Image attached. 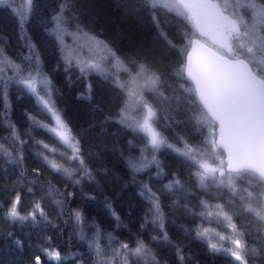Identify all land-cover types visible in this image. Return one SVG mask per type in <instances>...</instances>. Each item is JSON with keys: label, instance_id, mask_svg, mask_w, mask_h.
I'll return each mask as SVG.
<instances>
[{"label": "trees", "instance_id": "trees-1", "mask_svg": "<svg viewBox=\"0 0 264 264\" xmlns=\"http://www.w3.org/2000/svg\"><path fill=\"white\" fill-rule=\"evenodd\" d=\"M65 2L32 0L23 29L11 10L19 5V0L16 5H0V48L19 62L30 55L28 45H35L41 71L51 81L56 110L74 138L79 140L81 154L93 179L79 175L69 179L54 173L39 158L38 153L44 151L49 159L63 163L65 167H78L77 162L66 159L72 155L71 149L29 119V116L35 117L45 125L54 122L37 103L36 97L16 83L8 84L7 89L0 85V144L11 149L13 156L23 154V160L15 163L12 157L0 155V264H33L36 255H41L42 264H56L40 253L41 248L51 247L67 258L61 264H97L99 258L95 248L89 247L90 241L95 240L99 244L104 259H111L113 249L119 248L120 242L135 246L138 239H142L156 255L158 264H238L224 252L211 251L207 240L197 238L198 225L233 239L242 238L249 249L255 248L259 252L248 258V264H264V221L243 208L247 203L258 207V201L241 202L239 196L243 193L234 197L226 189L215 186L199 189L192 175L195 169L169 148H161L154 153L159 167L154 164L142 172H133L129 168L128 158L139 157L145 143L139 134L118 122L120 109L128 97L125 91L116 87L115 78L118 74L121 82H127L128 75L117 69L112 77L106 78L92 71L81 73L74 63L68 65L64 58L65 48L50 32L54 27L53 17ZM67 2L69 8L65 15L71 17L70 32H76L79 25L84 31L107 42L121 57H138L162 75L164 86L160 91L169 100L159 101L156 94L147 89L143 90V95L157 110L159 122L156 126L170 144L183 147V141H187L200 146L212 139L210 133L213 129L201 127L192 119L194 112L202 110L198 101L191 104L189 101L193 97L179 87L181 84L185 88L191 87L192 82L174 75L180 64L185 62L190 46L184 33L194 32L186 20L164 11L153 13L141 6L142 0ZM239 11L250 18L249 10ZM161 32L166 34V38ZM69 41L76 42L72 36L65 35L64 45ZM182 49L185 55H181ZM128 87L133 86L129 84ZM137 91H140L138 86ZM141 111L142 108H137L136 115L131 114L139 118ZM10 124L15 126L23 144L13 139ZM36 141L54 147L56 154L47 153ZM144 155L151 159L153 153L149 149ZM34 169L39 170V175L33 172ZM22 173L26 178H22ZM75 179H80V183H74ZM175 179L183 182L186 191L169 192L164 188ZM247 179L239 181L238 186H247ZM34 180L37 183L30 182ZM48 181L59 192L49 196L46 191ZM144 185L159 197L164 214L163 230L151 222V204L141 195ZM252 190H255V181ZM16 193L21 195L18 210L22 215L32 211L34 203L39 201L47 218L37 215L36 222L7 219L4 214ZM57 199L64 201L63 205L54 203ZM201 200L224 204V210L236 224V233H243V236L238 237L225 227L227 222L202 220L199 215L204 211L200 206ZM74 211L82 214L81 223L76 222L72 215ZM165 232L167 240L162 239ZM153 237L160 239L154 240ZM211 242L232 247L215 235ZM181 255L184 257L182 261L179 259ZM129 264L137 262L130 258Z\"/></svg>", "mask_w": 264, "mask_h": 264}, {"label": "snow or ice", "instance_id": "snow-or-ice-1", "mask_svg": "<svg viewBox=\"0 0 264 264\" xmlns=\"http://www.w3.org/2000/svg\"><path fill=\"white\" fill-rule=\"evenodd\" d=\"M16 4L17 0H0V5ZM31 6L32 0H19V5L11 8L21 29L30 14ZM141 6L151 9L153 13L157 11L173 13L186 20L194 29L191 34L184 33L191 51L186 52V62L180 64L174 75L192 82L191 87L185 88L183 84L179 87L193 97L189 101L191 104L195 105L198 101L202 109L192 114L193 121L201 127L207 126L213 129L210 133L212 139L205 141L203 145L197 146L183 141V147H176L168 142L155 126L159 122L157 110L143 95V90L147 89L149 92H154L159 101L169 100V97L160 91L164 86L162 75L153 71L146 61L138 57H121L107 42L84 31L79 25L76 26V32H70L71 17L65 15L69 8L67 0L53 17L54 27L50 32L65 48L64 58L68 65L76 64L81 73L92 71L106 78L112 77L113 71L117 69L127 73V82H121L118 74L115 78L116 87L125 91L128 97L120 109L118 122L139 134L145 143L139 157L128 158V166L133 172H142L154 164L159 167L154 153L161 148L172 149L195 169L192 175L199 189L207 190L210 186H215L226 189L234 197L243 193L239 196L241 202L258 201L259 203L258 207H253L251 203L244 204V211L264 221V0H142ZM240 9L249 10L250 18L241 14ZM153 18L156 19L155 16ZM197 34L203 39L191 38ZM65 35L72 36L74 41H82L79 45L81 49L87 48L90 53L97 55L91 59L81 58L76 48L64 45ZM161 35L166 38L165 33L161 32ZM169 43L171 44L170 41ZM28 47L30 55L23 57L19 62L0 48V85L7 89L8 84L16 83L36 97L37 103L50 114L54 124L45 125L31 116L29 119L36 127L45 129L58 142L71 149L72 155L66 159L77 162L78 167H65L63 163L49 159V155L44 151L38 153L39 158L54 173L62 174L69 179L78 175L81 178L93 179L91 170L87 168L81 154L79 140L74 138L71 129L56 110L55 102L52 100L51 81L41 71L40 57L35 52V45L29 44ZM194 54H196L195 59ZM181 55H185V50H181ZM9 71L11 75H8ZM141 80L143 82L138 83ZM129 84L133 87L129 88ZM137 86L140 91H137ZM137 108L143 109L142 118L138 119L131 114ZM10 127L13 129V139L23 144L24 141L20 139L15 126L10 124ZM36 143L51 155L57 152L54 147L43 141ZM149 149L153 153L151 159L144 155ZM0 155L12 157L14 163L23 160L22 153L13 156L12 150L5 148L3 144H0ZM60 155L63 156V153ZM33 172L39 175L38 169H34ZM21 175L22 178H26L24 173ZM245 177L248 178L247 186H238L239 181ZM253 181H255V190H252ZM30 182L37 183L35 180ZM47 183L46 191L49 196L59 192L50 181ZM74 183L79 184L80 179H75ZM164 188L169 192L186 191L183 182L179 179L169 182ZM28 191L31 192L32 189ZM68 195L72 194L68 193ZM141 195L151 204L149 210L152 214L151 222L163 230L164 214L159 197L148 185L143 186ZM20 203L21 195L16 193L4 214L7 219L13 222L27 220L36 222L37 215L47 218L39 201L34 203L32 211L27 215L19 212ZM54 203L63 205L64 201L57 199ZM200 206L204 209L199 214L202 220L209 223L227 222L224 226L236 233V224L233 222V217L224 210V204H210L207 200H201ZM72 215L77 223L82 222V214L79 211H74ZM112 215L115 216V212ZM116 218L119 220V217ZM145 222H148L147 219ZM141 227L143 228L144 225ZM213 235L222 242L227 241L232 247L212 243ZM236 235L242 237L243 233ZM96 236H99V232ZM196 236L207 240L211 251L224 252L238 264H248L250 256L259 254L257 249H249L242 238L233 239L201 225L197 226ZM81 238H84L82 233ZM47 239L51 240V237ZM153 239L160 238L153 237ZM162 239H168L166 232ZM16 243L19 246L20 242ZM89 247L96 250L99 258L97 264H129L130 258H134L137 264L141 262L158 264L156 255L142 239H138L135 246L120 242L119 248L113 249L111 259L103 258L104 254L95 240L89 242ZM179 251L177 248V252ZM40 253L56 264H61L62 260L67 259L62 257L61 252L55 247L41 248ZM179 259L182 261L183 255ZM33 264H42L41 255L34 257Z\"/></svg>", "mask_w": 264, "mask_h": 264}, {"label": "rangeland", "instance_id": "rangeland-1", "mask_svg": "<svg viewBox=\"0 0 264 264\" xmlns=\"http://www.w3.org/2000/svg\"><path fill=\"white\" fill-rule=\"evenodd\" d=\"M230 11V10H229ZM100 40V39H99ZM82 43V41H79V40H76V42L75 43H73L72 41L70 42L69 41V43H67V45L69 46V47H71V48H76L78 51H79V55H80V57L81 58H88V59H91V58H94V56L95 55H97V54H95V53H90L88 50H87V48H83V49H81L80 47H79V45ZM148 102V101H147ZM149 103V102H148ZM151 104V103H150ZM135 115H136V111H134L133 112ZM142 115H143V109H142V111H141V115H140V117L139 118H142ZM138 118V119H139ZM53 124H54V122H53ZM52 124V125H53ZM156 126V125H155ZM157 127V126H156Z\"/></svg>", "mask_w": 264, "mask_h": 264}, {"label": "water", "instance_id": "water-1", "mask_svg": "<svg viewBox=\"0 0 264 264\" xmlns=\"http://www.w3.org/2000/svg\"><path fill=\"white\" fill-rule=\"evenodd\" d=\"M192 38H193V39H203V38L199 37L198 35L192 36ZM187 51H191V46H189V48H188ZM195 55H196V54H194V59H195ZM185 62H186V55H185ZM216 138L218 139V135H217Z\"/></svg>", "mask_w": 264, "mask_h": 264}]
</instances>
